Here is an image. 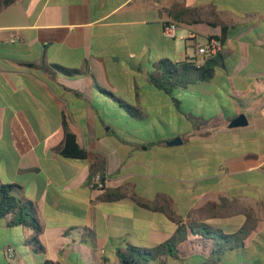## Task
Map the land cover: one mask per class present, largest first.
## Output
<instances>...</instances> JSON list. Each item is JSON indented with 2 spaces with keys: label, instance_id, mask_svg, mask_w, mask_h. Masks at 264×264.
I'll list each match as a JSON object with an SVG mask.
<instances>
[{
  "label": "crops",
  "instance_id": "obj_1",
  "mask_svg": "<svg viewBox=\"0 0 264 264\" xmlns=\"http://www.w3.org/2000/svg\"><path fill=\"white\" fill-rule=\"evenodd\" d=\"M187 9L201 10L204 20L177 25L187 29L181 38H187L192 48L205 44H198L200 37L222 35V28L211 22L228 26L222 52L225 68L218 74L226 81L228 97L237 98L252 120L246 128L218 125L210 137L198 136L193 128L176 133L182 140L191 133L189 141L195 139L199 146L184 154L183 172H195L196 164L206 160L201 148L210 140L220 139L236 149L227 154L235 161L230 166L237 168L235 172L223 167L224 175L196 178L186 187L157 165V148L168 146V140L134 143L117 137L127 123H111L106 117L101 94L108 95L100 88L134 103L140 111L136 118L144 119L156 109L171 112V98L155 89L150 72L165 60L204 63L191 59L189 50L180 52L177 33L175 39L163 34L165 25L176 23ZM191 33L196 39L190 38ZM185 109H176L183 127ZM68 133L75 134L88 151L87 160L62 156ZM251 143H264V0H17L0 11V181L23 188L19 196L35 206L43 227L39 240L45 248V253H36L26 244L32 230L1 220L0 264H118L117 251L125 244L152 249L179 227L164 213L139 206L137 199L166 205L187 224L191 212H203L222 198L238 200L258 218L244 248L225 255L234 264H264V243L248 245L255 233L264 234L261 206L251 204L264 206V159L260 165L238 170V160L245 158L240 147ZM219 148L225 149L223 144ZM101 174L106 176L103 189L96 180ZM254 177L262 183L248 187ZM159 181L193 195L173 199L155 188ZM119 189L125 197L107 199L108 192ZM201 214L204 224L225 234L238 232L247 220L245 215ZM140 227L144 234L138 241L132 235ZM212 247L211 240L191 235L179 246L178 255L199 264L212 256ZM164 258L173 257L161 258V264Z\"/></svg>",
  "mask_w": 264,
  "mask_h": 264
},
{
  "label": "trees",
  "instance_id": "obj_2",
  "mask_svg": "<svg viewBox=\"0 0 264 264\" xmlns=\"http://www.w3.org/2000/svg\"><path fill=\"white\" fill-rule=\"evenodd\" d=\"M17 0H3L0 5V11L8 8L16 3ZM203 14L201 10L187 9L183 15L178 18L176 24L185 23L193 26L204 23ZM174 23V22H173ZM210 25L222 28L221 36H214L211 38L219 39L224 45L226 40V31L228 26L222 21H213ZM225 62L222 52L213 58H205L202 65H198L194 61H180L173 62L170 60L162 61L153 66L150 72V80L155 89L161 91L163 94L169 96L173 101L176 109H183L186 101L177 97V94L182 91H188L194 87L208 85L218 74L219 71L224 70ZM100 90L111 97L121 109L128 113H136L140 115V111L133 105L119 99L112 92L100 88ZM192 110L194 106H189ZM137 117V116H136ZM233 117L230 120H232ZM225 124H222L224 126ZM180 135L178 134L177 137ZM161 143L165 140L161 139ZM62 156L66 159L85 161L88 159V151L81 148L77 142V137L73 133H68L66 138V146L62 152ZM102 188L104 187L106 176L100 175ZM98 187V186H97ZM23 188L15 184H6L0 181V221L9 219L10 226H22L34 232V235L26 241V244L31 246L33 250L38 253H45V248L39 240V236L43 233L37 215L36 208L33 204L20 198L19 194ZM125 197L122 189L110 191L107 194V199L117 200ZM139 206L164 213L170 220L179 225L176 233L166 242L152 248L142 249L130 243L125 244L117 251L118 264H151L157 262L163 257L178 258L179 246L189 240L191 235L201 237L205 240H211L213 247L211 255L214 262L218 263L220 258L216 257L220 254H230L236 250L244 248L246 241L255 231L258 226V218L251 208L245 207L236 199L222 198L218 205H209L205 211L191 212L189 217L191 222L183 224V218L175 214L172 209L166 205L160 206L158 202H146L137 199ZM208 212L206 218H230L237 215H245L247 220L243 227L234 234H225L223 231L212 228L204 224L199 218L201 213ZM198 217H194V215ZM203 218V217H202ZM205 250V249H203ZM45 264H60L52 261H46Z\"/></svg>",
  "mask_w": 264,
  "mask_h": 264
},
{
  "label": "rangeland",
  "instance_id": "obj_3",
  "mask_svg": "<svg viewBox=\"0 0 264 264\" xmlns=\"http://www.w3.org/2000/svg\"><path fill=\"white\" fill-rule=\"evenodd\" d=\"M195 30L198 32L201 31L202 33L204 29L198 28ZM185 32H187V29L185 27L180 26L177 29L176 42L179 44L180 52L186 53V51L189 50L190 56L192 57L191 59H197L198 62H202L204 60V56L198 54L197 48H192V46L188 45V41L186 40L187 38H181V35H183ZM205 42V38L203 39L200 37L198 39V44L200 45L204 44ZM225 83V79H223L221 73H219L208 85L202 86L200 88L194 87L193 89H190L188 91H182L177 95L179 99L186 101L184 104V108H186L185 110H187L185 115L186 117H183V121L186 124L185 127H183V122L176 112V107L173 101H171L170 103L171 112L166 113V111H169V109H156L154 110L155 112H150L144 119L136 118L137 114L134 112L128 113L124 109L121 110L117 103L103 94H101V98L104 99L106 103H104V105H102V103L100 104L102 105L101 107H104V109L106 110V117L109 118L111 123H119L120 121H124L127 123L125 124L126 128L123 131L124 133L118 132L117 137L127 139L130 142L140 143L141 139H145L147 141L153 140L155 142H158L161 139L170 141L177 138L176 133L179 130L186 129L185 131L188 132L190 128L194 129L195 134L201 133V137H210L213 136V132L216 131L218 125H228L230 122L229 119L236 115L238 116L246 111L243 109L242 103H240L237 98L228 97V94L226 93V87L224 86L226 85ZM102 89L107 90V88ZM130 104L135 105L134 103ZM157 105L159 106L160 103ZM189 106H194V108L191 110ZM246 114L251 121L252 115L249 112H247ZM107 129L108 127L106 128V130ZM187 132L186 134H184V142L182 145L173 147L162 146L161 148H157L158 154L160 155L159 163L157 165L159 166L162 173L176 181H184L187 187L188 183L195 180L196 178H206L215 174L224 175V172L221 171V168L223 167H228L227 170H229V173L235 172L237 168H230L231 164H233V162L235 161H230L227 154L230 150L234 151L236 149L227 148V146L220 139H213L203 144L201 150L203 153H205L206 160L202 163L196 164L197 167H199L196 168L195 172H183L181 167L184 164V154L189 149H196L199 147L197 146L195 139L194 141H189V139H192L193 136L190 138L189 134L191 133ZM197 135L200 136L199 134ZM197 135L195 137H197ZM114 139V141L116 142L117 138L115 136ZM136 139L138 140L135 141ZM222 144L223 148L225 149L219 148V146H221ZM240 149L243 151V156L245 158L238 160L239 171L247 169L249 168V166L260 165L263 162L264 158L262 157V154H264V143H251L250 145H244L243 147H240ZM241 178H244L245 180L247 177L243 176ZM233 182H230L229 184L233 185ZM246 182L247 180H245V183ZM261 183L262 182L260 180V177H254L248 187H254L260 185ZM6 184L10 183L6 182ZM154 184L156 189L161 192L168 193L173 199L177 198V196L188 197L190 195H193L190 192L182 193L177 189L176 186L169 183L168 185H162L159 181L155 182ZM244 187H246L247 189V186ZM251 204H256L257 207L261 206V213H259V215L260 219H264L263 204H259L255 201H251ZM157 217L159 216L157 215ZM155 225L158 227L162 225L161 216L157 219V221H155ZM140 234H144V230H142V227L137 230V233H133L132 238L138 240ZM263 236V233H255L252 236V239H250L249 244L248 242L247 244L249 245V247H252L254 245L253 243H264ZM182 245L183 243L180 244V246ZM178 257L179 258L177 260L168 258V261H165L167 258H164L163 264H197L193 262L190 263L187 259L180 257V255H178ZM216 257L220 258L221 261L215 263L213 256H207L203 257L202 263L199 264H234L230 262V259H228L226 255L220 254ZM247 259L252 258L247 256ZM151 264H161V261L152 262ZM236 264L252 263L238 262Z\"/></svg>",
  "mask_w": 264,
  "mask_h": 264
},
{
  "label": "built area",
  "instance_id": "obj_4",
  "mask_svg": "<svg viewBox=\"0 0 264 264\" xmlns=\"http://www.w3.org/2000/svg\"><path fill=\"white\" fill-rule=\"evenodd\" d=\"M178 26L176 23L170 22L167 23L164 27L163 34L164 37L167 39H175L176 33H177ZM191 39H196L195 34H190ZM198 54L203 55L204 58H213L218 56L221 52H223V44L222 42L217 38H209L206 40L205 44L202 46H199ZM97 183L99 187H102L100 175L97 177Z\"/></svg>",
  "mask_w": 264,
  "mask_h": 264
},
{
  "label": "water",
  "instance_id": "obj_5",
  "mask_svg": "<svg viewBox=\"0 0 264 264\" xmlns=\"http://www.w3.org/2000/svg\"><path fill=\"white\" fill-rule=\"evenodd\" d=\"M248 126H249V119L246 114L242 113L229 122L228 128L238 129V128H246ZM182 144H183V140L181 138H176L167 142V145L170 147L178 146Z\"/></svg>",
  "mask_w": 264,
  "mask_h": 264
}]
</instances>
